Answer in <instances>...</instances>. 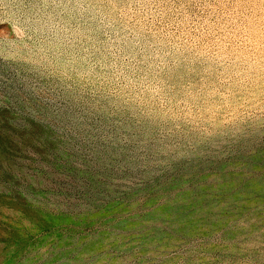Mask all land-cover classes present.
<instances>
[{
	"label": "rangeland",
	"instance_id": "obj_1",
	"mask_svg": "<svg viewBox=\"0 0 264 264\" xmlns=\"http://www.w3.org/2000/svg\"><path fill=\"white\" fill-rule=\"evenodd\" d=\"M0 264H264V0H0Z\"/></svg>",
	"mask_w": 264,
	"mask_h": 264
}]
</instances>
